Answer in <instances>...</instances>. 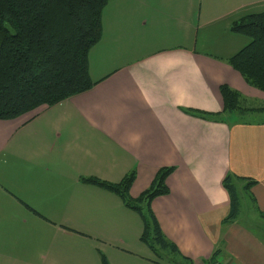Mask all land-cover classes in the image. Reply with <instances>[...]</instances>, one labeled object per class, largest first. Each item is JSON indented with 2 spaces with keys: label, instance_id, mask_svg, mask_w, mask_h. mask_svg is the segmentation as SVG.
Returning a JSON list of instances; mask_svg holds the SVG:
<instances>
[{
  "label": "crops",
  "instance_id": "0c3cea01",
  "mask_svg": "<svg viewBox=\"0 0 264 264\" xmlns=\"http://www.w3.org/2000/svg\"><path fill=\"white\" fill-rule=\"evenodd\" d=\"M263 10L264 0H110L88 53L93 86L0 119V264H99L100 254L121 264L132 209L81 178L116 183L133 171L134 199L163 166L175 167L169 192L150 209L181 259L264 264V236L238 214L226 219L222 185L226 174L240 188L250 183L264 215V118L254 116L264 91L226 62L248 42L230 23ZM128 43L137 52L118 60ZM221 84L238 93L234 110L223 109Z\"/></svg>",
  "mask_w": 264,
  "mask_h": 264
},
{
  "label": "trees",
  "instance_id": "16d2710c",
  "mask_svg": "<svg viewBox=\"0 0 264 264\" xmlns=\"http://www.w3.org/2000/svg\"><path fill=\"white\" fill-rule=\"evenodd\" d=\"M109 1L0 0V119L15 118L40 104H55L93 86L88 53L102 35V10ZM229 29L246 36L248 42L226 62L248 85L264 91V10L244 14L233 20ZM219 91L223 109L234 110L238 93L226 84H221ZM191 114L218 121L216 114L210 112ZM174 168L157 169L149 186L134 199L128 195L133 171L116 183L96 177L81 179L116 193L127 207L135 210L143 224L140 241L160 256V251L177 249L164 237L150 201L169 192L165 179ZM232 179L229 174L222 179L230 200L226 219L238 214ZM249 185L246 183L244 188ZM102 261L107 264L105 257Z\"/></svg>",
  "mask_w": 264,
  "mask_h": 264
},
{
  "label": "rangeland",
  "instance_id": "374dc122",
  "mask_svg": "<svg viewBox=\"0 0 264 264\" xmlns=\"http://www.w3.org/2000/svg\"><path fill=\"white\" fill-rule=\"evenodd\" d=\"M133 43H128L125 45V49L121 48L119 50L120 55L118 56V60L131 59L130 52H137ZM107 44L108 46L111 45V43L107 41L102 43L100 46V52L107 50ZM121 45L123 46L124 43H121ZM131 47L132 50H130ZM115 55L116 53L113 54L112 57L114 58ZM254 116L264 118V112L255 113ZM250 118L253 117L250 116ZM232 183L234 187V196L236 198V207L238 210V220L240 221L241 225H244L251 231L253 230L256 234H261L264 236V215L259 214L258 208L252 202V196L249 187L246 186V188H240L236 186L234 182ZM143 211L147 216V211L145 209H143ZM127 213L128 214L125 224L127 226V232L125 233L127 245H124V248H126L127 251H121V256L118 259L121 264H150L147 258H151L155 262L154 264H188L171 249H168L169 252L160 251V256L156 255L155 253L153 254L139 239V230L141 227V218L139 214L133 209H127ZM102 247L107 248L106 246ZM108 250H105V252ZM98 257L100 260L99 264H102V259L105 256L100 254Z\"/></svg>",
  "mask_w": 264,
  "mask_h": 264
}]
</instances>
